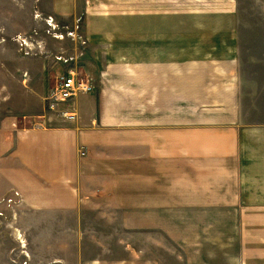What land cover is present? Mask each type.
Returning a JSON list of instances; mask_svg holds the SVG:
<instances>
[{
    "label": "crops",
    "instance_id": "1",
    "mask_svg": "<svg viewBox=\"0 0 264 264\" xmlns=\"http://www.w3.org/2000/svg\"><path fill=\"white\" fill-rule=\"evenodd\" d=\"M45 3L85 16L95 89L59 115L42 104L32 127L0 124V201L63 218L48 227L65 230L69 257L79 245L80 264H264V119L249 109L259 85L237 1ZM31 79L34 109L44 78Z\"/></svg>",
    "mask_w": 264,
    "mask_h": 264
},
{
    "label": "rangeland",
    "instance_id": "2",
    "mask_svg": "<svg viewBox=\"0 0 264 264\" xmlns=\"http://www.w3.org/2000/svg\"><path fill=\"white\" fill-rule=\"evenodd\" d=\"M45 1L0 0L1 125L12 121L19 128L32 127L37 118L29 113L42 109V104L47 109L41 114L59 115L58 111L48 109L46 101L56 87L59 72L75 69L82 80L88 79L84 56L89 39L82 38L85 16H55ZM236 1L243 69L252 84V91L259 85L249 99V109L253 110L252 104L259 106L258 115L264 119V0ZM21 63L25 65L22 67ZM26 66L30 70L23 69ZM37 73L40 80L44 78L39 98L41 104L31 109L38 100L34 90H39L36 88L39 84L35 85L29 79ZM27 76L28 81L25 80ZM79 96L83 97L84 93ZM19 109L25 114L14 112ZM58 219L63 218L49 217L21 206L13 194L0 201L1 264H80L79 245L71 247L72 258L69 257L70 247L63 240L65 234L67 236L65 230L48 227L50 221ZM107 248L111 245H90L85 251L94 258Z\"/></svg>",
    "mask_w": 264,
    "mask_h": 264
},
{
    "label": "built area",
    "instance_id": "3",
    "mask_svg": "<svg viewBox=\"0 0 264 264\" xmlns=\"http://www.w3.org/2000/svg\"><path fill=\"white\" fill-rule=\"evenodd\" d=\"M94 85L89 81L81 79L75 69L61 71L57 77V84L52 93L46 98L48 109L56 110L60 104L67 103L76 98L81 93H90L94 91ZM67 118L73 119L74 114L63 113Z\"/></svg>",
    "mask_w": 264,
    "mask_h": 264
}]
</instances>
